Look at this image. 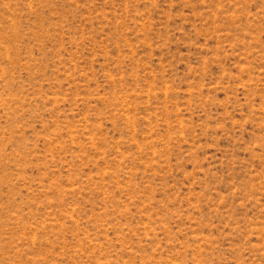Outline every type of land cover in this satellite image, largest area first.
I'll list each match as a JSON object with an SVG mask.
<instances>
[{"label": "rangeland", "instance_id": "obj_1", "mask_svg": "<svg viewBox=\"0 0 264 264\" xmlns=\"http://www.w3.org/2000/svg\"><path fill=\"white\" fill-rule=\"evenodd\" d=\"M0 264H264V0H0Z\"/></svg>", "mask_w": 264, "mask_h": 264}]
</instances>
